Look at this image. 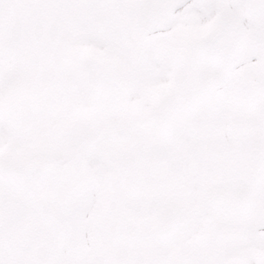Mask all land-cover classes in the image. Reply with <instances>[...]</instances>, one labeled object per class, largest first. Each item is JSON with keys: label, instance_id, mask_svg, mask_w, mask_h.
Instances as JSON below:
<instances>
[{"label": "snow or ice", "instance_id": "1", "mask_svg": "<svg viewBox=\"0 0 264 264\" xmlns=\"http://www.w3.org/2000/svg\"><path fill=\"white\" fill-rule=\"evenodd\" d=\"M0 264H264V0H0Z\"/></svg>", "mask_w": 264, "mask_h": 264}]
</instances>
